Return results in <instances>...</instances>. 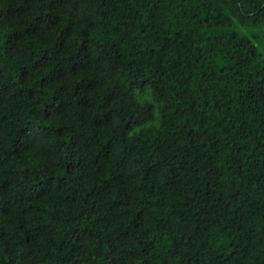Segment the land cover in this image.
I'll use <instances>...</instances> for the list:
<instances>
[{"label":"trees","instance_id":"trees-1","mask_svg":"<svg viewBox=\"0 0 264 264\" xmlns=\"http://www.w3.org/2000/svg\"><path fill=\"white\" fill-rule=\"evenodd\" d=\"M0 264H264V0H0Z\"/></svg>","mask_w":264,"mask_h":264}]
</instances>
